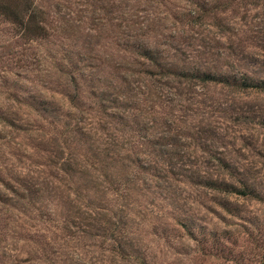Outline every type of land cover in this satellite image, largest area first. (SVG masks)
Returning <instances> with one entry per match:
<instances>
[{
    "label": "rangeland",
    "instance_id": "obj_1",
    "mask_svg": "<svg viewBox=\"0 0 264 264\" xmlns=\"http://www.w3.org/2000/svg\"><path fill=\"white\" fill-rule=\"evenodd\" d=\"M31 1L41 35L0 15V264H264V0Z\"/></svg>",
    "mask_w": 264,
    "mask_h": 264
},
{
    "label": "trees",
    "instance_id": "obj_2",
    "mask_svg": "<svg viewBox=\"0 0 264 264\" xmlns=\"http://www.w3.org/2000/svg\"><path fill=\"white\" fill-rule=\"evenodd\" d=\"M13 4H10L6 0H0V15H4L5 18L16 24L17 27H20V30L29 35L37 34L41 35L44 31V18L43 11L36 8L31 0H13ZM217 6L213 5L206 10V8H198L190 11L192 15H196L197 18H204L207 15H210L211 12L215 11ZM206 11V12H205ZM152 54V52H149ZM176 75L180 78H184L186 81L197 80L201 83H209L215 81L224 86H231L234 89L238 90L241 88H246L248 85L245 83V79L237 80L225 77L224 75H214L206 71L196 70L193 73H187V71H179ZM191 84V83H189ZM260 85H264V80L261 81ZM218 166L226 168L225 164L220 163V159L217 161ZM229 176H233V173H228ZM217 188L222 190L225 194H237L242 193V190L238 189L237 185L229 182L222 183H213ZM250 192L253 191L250 189ZM253 194V193H252Z\"/></svg>",
    "mask_w": 264,
    "mask_h": 264
}]
</instances>
